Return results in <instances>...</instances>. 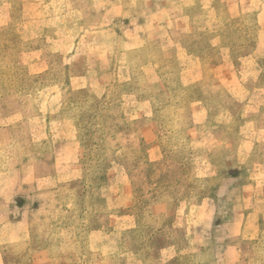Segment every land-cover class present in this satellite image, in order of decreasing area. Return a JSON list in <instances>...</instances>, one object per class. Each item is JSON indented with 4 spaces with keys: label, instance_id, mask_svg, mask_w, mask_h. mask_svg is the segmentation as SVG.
I'll return each instance as SVG.
<instances>
[{
    "label": "crops",
    "instance_id": "obj_1",
    "mask_svg": "<svg viewBox=\"0 0 264 264\" xmlns=\"http://www.w3.org/2000/svg\"><path fill=\"white\" fill-rule=\"evenodd\" d=\"M12 29L18 37L16 66L38 79L36 114L27 119L30 135L33 142H48L53 150L48 161L53 172L31 181L38 191L49 193L81 178L74 124L62 117L66 95L87 91L102 101L109 99L114 86L136 84L133 76L138 70L155 78L148 84L156 93L153 98L132 95L142 111L126 119L147 122L154 119L156 103L185 102L168 89L167 75L176 71L178 87L194 90L189 101L193 124L184 139L190 137L186 141L191 150L230 158L222 178L224 192L180 204L176 223L186 241L168 244L158 264H185L187 255L196 256L195 264H206V257L212 264H264L254 259L255 247L264 239V0H0V33ZM134 53L152 58L136 68L139 59ZM172 57L174 65L169 62ZM217 103L224 106H209ZM20 117L6 120L16 125ZM162 153L155 142L147 148L150 162L160 161ZM35 161H42L40 152ZM208 165L216 168L212 162ZM125 175L126 189L116 200L119 209L127 210L133 201ZM17 200L0 192V264H35L16 258L11 250L27 248L30 240L27 211ZM111 221L114 225L91 233L86 243L101 264H117L123 234L135 223L128 215ZM205 221L206 231L200 228ZM67 250L70 263L80 260L82 246ZM49 254L57 263L59 256Z\"/></svg>",
    "mask_w": 264,
    "mask_h": 264
},
{
    "label": "rangeland",
    "instance_id": "obj_2",
    "mask_svg": "<svg viewBox=\"0 0 264 264\" xmlns=\"http://www.w3.org/2000/svg\"><path fill=\"white\" fill-rule=\"evenodd\" d=\"M13 31L0 33V45L8 48L6 61L16 65L14 54L18 37ZM132 56L139 59L134 66L136 68L152 58L141 57L137 53ZM175 60L170 58V64L174 65ZM25 74L21 75L25 83L38 81ZM170 74L166 78L168 89L174 98L181 96L185 102L156 103L154 119L148 123L146 120L130 123L129 118L126 119L132 112L142 111L141 106L133 102L134 98H130L132 95L137 99L153 98L156 93L148 84L155 78H148L138 70L133 76L136 84L114 86L109 99L102 101L87 91L64 97L62 117L74 124L82 157L81 178L59 184L49 193L38 191L31 183L33 176L54 170L48 166L52 148L48 142H33L30 135L32 125L27 122L36 111V89L24 86L21 93L12 88L3 92L0 102V192L16 196L17 203L27 211L30 226L27 248L11 249L16 258L26 257L23 260L28 259L35 264H58L60 260L61 264H101L98 254L86 247L92 239L90 234L106 232L110 223L114 225L112 217L128 215L134 218V228L123 234L122 246L116 254L117 264H158L162 249L173 241L182 242V232L178 230L182 228H178L176 223L180 204L184 201L193 204L198 196L226 190V182L223 183L222 178L226 177V161L230 157L225 153L191 150L186 141L190 137L184 139V135L193 124L189 117V101L194 90L182 91L178 87V73ZM219 96L225 100L223 94ZM209 106L219 110L224 105L217 103ZM18 112L22 120L14 123L16 125L10 124L6 119H12ZM149 123H152L150 131L146 129ZM19 141L24 142L23 146L26 145L27 149L13 150L12 146ZM152 142L163 149L162 159L155 163L149 161L147 154ZM39 152L43 162L34 159ZM209 162L216 164V168L209 167ZM59 170L61 172V167ZM105 171L106 178L103 180ZM126 173L133 201L132 207L127 210L119 209L116 200L124 186L126 189ZM192 215L198 219L196 210L192 211ZM200 226L208 230V221ZM145 236L152 237L146 240ZM73 245L82 246V250L80 260L70 263L67 249H72ZM255 248L254 259L264 261V239ZM45 250L48 255L42 252ZM35 251L39 252L33 255ZM50 251L55 257L59 256L57 263L50 261ZM70 252L74 254L72 250ZM44 258H47L45 262Z\"/></svg>",
    "mask_w": 264,
    "mask_h": 264
},
{
    "label": "trees",
    "instance_id": "obj_3",
    "mask_svg": "<svg viewBox=\"0 0 264 264\" xmlns=\"http://www.w3.org/2000/svg\"><path fill=\"white\" fill-rule=\"evenodd\" d=\"M7 49L3 44L0 45V102L2 100V96H3V92L7 91L8 88H12L14 91H19V93H21V89L24 88V86L26 87H33L35 88V95L38 89V86H36L37 83H28V82H24L21 79V75L23 73H26L24 71L23 68L10 64L9 61H6L7 58ZM24 71V72H23ZM26 75V74H25ZM12 80V81H11ZM8 82L11 84L12 82H15L16 84L14 85H9ZM7 89V90H6ZM79 93H85L84 91H77ZM72 93H76V92H71L68 95H71ZM67 96V95H66ZM29 97H31V95H29ZM25 102V101H23ZM25 104V103H22ZM17 114H20L19 112ZM34 114H36V111H34ZM24 145V142L19 141L17 143V145L12 146V149L15 151H24V149L26 148V145ZM37 155L34 156V159H36ZM110 168V167H109ZM109 168H106V170H108ZM106 171L104 172V179L106 178ZM182 232V242L186 241V236L184 234V231L182 229H178ZM152 236H145L144 238H146V240H149ZM205 263L206 264H212L213 259L212 258H205ZM196 260V256L195 255H187L184 257L183 261L186 263H191V264H195Z\"/></svg>",
    "mask_w": 264,
    "mask_h": 264
}]
</instances>
